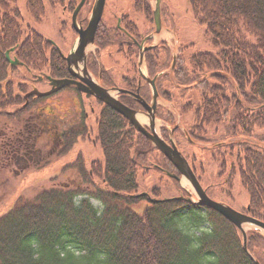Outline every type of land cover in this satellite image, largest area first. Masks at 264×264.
Segmentation results:
<instances>
[{"label":"trees","instance_id":"1","mask_svg":"<svg viewBox=\"0 0 264 264\" xmlns=\"http://www.w3.org/2000/svg\"><path fill=\"white\" fill-rule=\"evenodd\" d=\"M47 1L51 5L65 2L67 10L72 11L79 0ZM142 1L135 0L134 7L149 17L150 7L148 3L143 6ZM25 3L30 15L40 21L43 1ZM187 3L217 50L192 55L186 63L178 58L173 68L163 73L161 70L169 68L171 57L158 63V46L146 50L148 76L159 74L155 79L157 92L172 105L162 119L172 122L173 113L180 117L189 111L181 100L172 99L171 89H206V82L213 77L225 83L232 96L238 89L243 104L256 106L258 110L252 111L254 117L257 115L254 123L264 126V0ZM15 4L16 0H0V113L10 106L13 109L10 121L0 129L15 125L19 113L26 118L33 105L31 101L21 112H15L26 86L14 87L10 81L22 78L26 83L20 70L24 76L26 72L67 75L58 47L33 30H22ZM122 17L129 32L137 31L127 16ZM123 38L126 37L116 24L100 21L94 36L95 49L115 46L120 51L118 44ZM11 48L10 56L21 65L11 66L6 60L4 53ZM163 81H168L166 90L160 88ZM141 92L150 97L149 89ZM96 122L102 160L89 168L99 182L91 180L81 164L79 173L84 186L63 182L39 191L32 199L14 203L0 215V264H254L241 248L240 231L211 209L186 201L159 199L145 205L141 212L136 211L133 206L141 199L135 195L137 174L143 169L141 163L157 161L155 155L151 157L155 147L110 107L103 108ZM241 123L244 135L237 141L228 139L240 132L214 134L212 138H206L204 132L187 135L192 141L211 142L213 149L224 148L228 143L242 147L236 160L237 182L247 193L252 215L264 222V149H257L264 142V133H250L251 118L242 119ZM75 136V132L68 135L64 150L72 147ZM27 137L24 147H30ZM3 154L0 152V158ZM90 198L99 205L95 206ZM246 247L264 264L263 235L248 230Z\"/></svg>","mask_w":264,"mask_h":264},{"label":"flooded vegetation","instance_id":"2","mask_svg":"<svg viewBox=\"0 0 264 264\" xmlns=\"http://www.w3.org/2000/svg\"><path fill=\"white\" fill-rule=\"evenodd\" d=\"M94 0H91V5L90 8L86 4V0L84 1L83 5L79 9L77 16H76V22L79 23L81 26H85L88 20V15L90 13L92 4ZM151 1L152 0H143V6L148 3L150 7V16L147 19L152 22V29L148 30L147 32L141 33L140 31H131L129 32L126 29V20L122 16H120L116 27L121 30V34H123L124 37L122 39V43L118 44L120 51H118V48L115 47V52L116 54H119L120 56H123L124 59L127 61L128 67L132 66V69H135L136 75L135 77L132 76H122L120 81H116L115 77L112 75L111 70H106L103 68L101 65V61L99 60V55L101 54V49L100 51L95 49V53H87L86 56V68L87 71L89 72L91 78L93 81L98 83L99 85L106 87V88H121L129 93H114L112 92L113 96H115L121 103L126 105L127 107L136 110L140 113L144 114V109L141 106L140 103L137 102L133 94H138L145 102L148 104L151 101V95L150 97H146L141 90L150 89L148 82L139 74L138 70V58H139V47L141 46L146 47L153 45L158 46L157 48V62L162 63L163 60L166 61L167 57L170 56L172 60L173 54L170 52V49L168 45L164 42V40H161L158 43H154V37L152 36V33L154 32V22L152 18V6H151ZM135 3V0H134ZM133 3V4H134ZM61 5L62 10H67V4H57ZM88 7L87 8V14L85 16L80 15V11L83 7ZM134 6V5H133ZM75 7V6H74ZM135 8V7H134ZM74 9V8H73ZM72 9V11H73ZM71 11V13H72ZM138 11V10H137ZM160 11V7H159ZM142 12L144 15L145 13ZM126 16V15H124ZM71 18V14H70ZM102 21V18L101 20ZM131 21V20H130ZM100 23V22H99ZM99 25V24H98ZM135 25V24H134ZM98 27V26H97ZM137 29V28H136ZM97 30V29H96ZM74 31V30H73ZM162 32L163 33H168V39L171 40V33L170 31L166 30L165 28L162 27ZM75 33V32H74ZM96 33V32H95ZM76 34V33H75ZM95 36V35H94ZM57 47V46H56ZM152 48V47H151ZM59 49V48H58ZM150 49V48H149ZM182 48L177 47L175 49V62L180 59L181 62L186 63L187 60L189 59L186 58L184 59L182 56H180L179 52ZM104 49H102L103 51ZM161 51L166 52V56L162 57L160 56ZM146 53V50L143 53V63L146 68V74L142 73L148 76V70H147V64H146V59L144 58V54ZM61 54V53H60ZM131 54V56H130ZM191 57V56H190ZM135 59V60H134ZM93 62H95V67ZM171 62V61H170ZM175 64V63H174ZM101 66V67H100ZM67 68V67H66ZM100 68V69H99ZM134 71V70H133ZM167 71V67L161 70V72ZM45 76L46 74H42ZM49 75V74H48ZM41 76L40 74H36L35 77L33 76L31 79L33 81L37 80L36 78ZM51 76V75H50ZM54 77V76H51ZM60 78H71L74 79L73 76H71L68 71L67 75L60 77ZM151 78V77H149ZM119 80V78H117ZM207 83V88H200L198 87H193L194 90L198 92V97L196 99L190 100V99H183L182 104L187 105L188 109L187 111L191 115V119L189 118L186 122V125L184 127V132L186 134H191V133H200L201 135L203 132L205 133V137L207 138H212L214 134L217 136V134H224L225 136H228L232 133H238L237 136L230 137L228 140L230 141H237L241 140L239 137H242L240 135L243 134V129H242V119H249L251 118V123H250V133L252 135H260L262 136L264 133V126L259 127L254 123V118L257 116H253V110H258L256 106L252 107L250 105L243 104L241 98L239 97L238 94V89L236 91V95L232 96L231 93H229V88L226 86L225 83H223L221 80H216L213 79V77L209 78ZM41 83V82H46V78L44 77L40 81H36L35 83ZM37 83V84H38ZM117 83L121 84L122 86H118ZM156 82L154 81V84ZM160 88L162 89H167L168 88V81H163L160 84ZM156 87V86H155ZM50 88V85L48 84L47 90ZM70 90L74 94H76L75 97V103L74 106L70 109L68 112L69 116L68 119L65 120V124L63 126L55 123L53 120H47V117L45 116L44 112H39L35 115V118L28 112L26 115V118L19 113L16 117V124L15 125H6L7 128L5 129H0V152H3V156L0 158V162L3 163H8V165H11L10 167H28L30 163L37 162L40 165L42 162L46 161L50 155L52 154H57L60 155L63 152H68V150H64L66 143H67V137L70 133L75 132L76 133V140L81 139V140H91V142L94 145H99L97 139H96V128H97V122L96 119L99 117L101 111L103 110L105 105L103 102H101L99 99L94 97L93 95H88L86 96L85 92L80 91L79 89L76 88L74 85H70L68 87H64L55 93L45 96V97H35L34 95H29L26 98L24 97V93L21 94V100L22 102L15 107V112H21L25 106L29 102H33V106H36V108H40L43 106H40L39 101L42 99H47L50 98L53 95H56L63 90ZM46 91V90H44ZM150 92V90H149ZM143 94V95H142ZM149 94V93H148ZM159 94V93H158ZM234 94V93H232ZM160 95V94H159ZM127 97L124 98V97ZM160 97V96H159ZM163 102H169L166 100V96L160 97ZM97 103V106H99L98 111L94 117V128L90 124H87V110H86V104H88V110L90 113L91 109H94L93 106L89 105L91 102ZM172 101V100H171ZM173 102V101H172ZM240 106L239 110L237 111L238 107ZM109 107V106H107ZM168 108L166 105L161 104L157 101V104L154 109V117L159 120L160 124L158 125L157 131L155 130V123H153V128L157 132V134L164 139L165 141L168 142V128H170V131L172 130L173 125H169L166 121H164L162 118L166 117ZM8 113V112H7ZM11 113V112H9ZM13 113V112H12ZM37 116V117H36ZM141 118H145V115H140ZM33 117V118H32ZM181 118V116L179 117ZM155 119V120H156ZM60 121L62 119H59ZM147 122L141 121V124L148 130L149 129V118L146 117ZM7 121V120H6ZM8 122V121H7ZM6 122V123H7ZM155 122V121H154ZM131 125V124H130ZM247 125H245L246 128ZM132 127V125H131ZM133 128V127H132ZM192 128V129H191ZM134 129V128H133ZM2 130V131H1ZM43 130H45L47 133V136L50 134L52 135V139L50 142V146L47 149L46 156L43 154V148L41 145L37 143L38 139L41 138L39 137L41 133H43ZM135 130V129H134ZM136 131V130H135ZM181 129L179 128L178 124L177 126L173 129V134L174 136L177 135L180 137ZM137 132V131H136ZM139 133V132H137ZM141 134V133H139ZM142 135V134H141ZM27 137V144L30 145V147H24L25 140L24 137ZM42 136V135H41ZM45 136V135H44ZM143 136V135H142ZM145 137V136H144ZM146 138V137H145ZM147 139V138H146ZM148 140V139H147ZM177 141V140H175ZM31 142V143H30ZM148 142L152 145V143L148 140ZM260 146L257 147L258 150L264 149V142H260ZM177 144V142H176ZM153 146V145H152ZM155 147V146H153ZM100 148V146H99ZM177 148L183 155V157L187 160L192 172L194 173L196 179L198 180L199 184L205 191L208 197L224 202L228 204L230 207L233 209L244 213L246 215H249L251 217H254L251 212V207L248 203V199L246 198V203L244 205H239L234 202V195H233V183H236L237 181V175H236V169H237V158L239 156V152L241 151L242 147L237 146L231 143L226 144L224 148H215L211 152V159L216 162V169L214 171L212 170V173L207 174L206 180L207 182H203L202 176L198 175L195 172L193 162L195 159L194 155H188L186 151H184L182 148L178 147ZM183 150V151H182ZM101 151V148H100ZM102 155V153H101ZM154 155L157 158V161H150L149 163H141V166L143 169L153 167L155 168L154 170H157L161 174H164L168 178L175 180L177 182L178 186L176 187L178 194L175 196L171 197H160V198H154L156 199H168L176 196H182L185 197L186 195H192L194 197V193L190 187L188 189L183 188L181 185V182L176 178V177H181L180 173L177 171V169L172 165L168 159L155 147L154 150ZM162 157L166 160H163ZM102 160L97 159L93 163V159L90 160L92 162H89V165L91 163L95 164V166ZM85 159L81 155V151L77 152L73 158L72 161H70L68 164H70L71 169H76L77 170V176L78 177V182H74V184H80L83 179L79 173V166L82 164ZM84 166V165H83ZM23 168V169H24ZM89 175L90 178L92 177H97L94 175L91 170H89ZM174 175V176H170ZM92 180V179H91ZM202 181V182H201ZM180 184V185H179ZM182 186V187H181ZM215 194V195H214ZM139 201H146L147 204H150L152 202L151 198H149L145 193L141 196V199ZM179 201H184L179 200ZM138 204V203H137ZM136 204V205H137ZM135 205V206H136ZM255 218V217H254Z\"/></svg>","mask_w":264,"mask_h":264},{"label":"rangeland","instance_id":"3","mask_svg":"<svg viewBox=\"0 0 264 264\" xmlns=\"http://www.w3.org/2000/svg\"><path fill=\"white\" fill-rule=\"evenodd\" d=\"M42 1L44 4V15L41 17L40 21H37L27 10L25 0H16L15 5L19 11L21 28L23 31L33 30L42 35L44 38L52 41L63 55H66L76 38V34L71 27V11L66 9L62 10L61 5H51L47 0ZM86 1V4L90 8L91 0ZM133 3L134 0H105L102 22L107 25H117L120 16L126 15L141 33L151 30L153 27L152 22H150L147 19L148 17L142 12L137 11L134 8ZM153 5L154 0L151 1L152 9ZM88 7H83L80 11V15L85 16L88 13ZM159 7L161 27L170 31L171 36L169 37H171V40L168 39V33L160 31L158 34L152 33L154 43L164 40L173 55L175 54V49H177V47L182 48L179 54L184 59L195 54L203 52L213 53L217 50V46L212 43L211 36L207 33L205 26L199 24L193 18L187 0H160ZM93 50H95L94 47H89L88 53H92ZM114 50L115 46H108L104 48L103 51L101 50L99 60L101 61L103 68L111 70L116 81H120L122 76H135V69H132V66L128 67L127 61L125 60L126 58L124 59L123 56L116 54ZM166 54V52L161 51V58L166 56ZM141 69L143 73L146 74L144 63L141 65ZM19 73L21 76L25 77L26 83L23 82L22 78H12L13 80L10 82L13 83L14 87L25 85V92L30 91L33 87L41 92L47 90L48 83H35V81L31 79L33 77L32 73L26 72V76H24L23 70H20ZM117 78H119V80ZM117 85L122 86L119 83H117ZM171 93L174 101H183V99L193 100L198 97V92L191 89L182 90L174 87L171 89ZM179 94H182V96H178ZM75 97L76 94L70 90H63L50 98L39 101V104H41L40 106H43L41 107V110L40 108L38 109L36 106H33L29 109V112L34 118L37 111L44 112L47 120H53L59 125H62L63 123L64 126L65 120H67L69 116L68 112L74 106ZM158 102L166 105V107L171 110L172 107L168 102L165 103L162 100H158ZM89 105L93 106L94 109H91L93 112L90 113L88 110V104H86L88 114L87 124H90L94 128V117L99 106L93 101ZM3 112L5 113H0V128H2L7 121H10L9 114H12L13 109L10 106ZM40 115L37 113V116ZM190 117L191 115L189 112L182 114L181 118L178 117V126L181 129L180 137L172 135L170 128L167 127L168 139L171 138L173 141L177 140L175 143L177 142L178 147L186 151L188 155L195 156L193 162L195 172L202 176L203 182L206 183L207 174L212 173V170L214 171V169H216V162L211 159L213 147L211 142H206L204 140L192 141L191 139H188V135L184 132V127ZM59 119L62 120L60 121ZM142 119L143 122H147L146 117ZM173 121L174 123L176 122L175 118ZM173 121L167 123L173 125ZM159 124V120L156 119V131ZM45 132L46 131L43 130V133H41L42 136H39L41 138L38 139L37 143L42 146L43 154L46 156V148L50 146L52 135L49 134L47 136V133ZM79 151H81V155L85 159L83 165L86 171L91 169L89 168V162H92L90 160L93 159V163H96L95 161L97 159L100 160L102 157L99 145H94L91 140L78 139L68 152H63L60 155L52 154L50 155L51 157L46 159V161L42 162L40 165H38L39 163L37 162H33L30 163L28 167L20 168L10 167L11 165H8V163L0 162V215L5 213L18 200L32 199L36 193L43 189L61 186L60 184H64L63 182L67 184L78 182V177L76 178L77 170L71 169L70 164L68 163L73 160L75 154ZM151 153V157H154V151ZM154 169L155 168L153 167H149V169L145 168L139 170L137 174L138 188L136 194L145 193L151 199L177 195V182ZM91 179L94 182H99L97 177H92ZM80 184H82V186L85 185L83 181ZM181 185L185 189H188L189 187L186 183H181ZM233 195L236 204L244 205L246 203L247 193L239 186L237 181L236 183H233ZM185 197H188V195ZM90 201L95 206L99 205L98 201L93 198H90ZM146 204V201H139L138 204L133 207L136 211L141 212Z\"/></svg>","mask_w":264,"mask_h":264},{"label":"water","instance_id":"4","mask_svg":"<svg viewBox=\"0 0 264 264\" xmlns=\"http://www.w3.org/2000/svg\"><path fill=\"white\" fill-rule=\"evenodd\" d=\"M85 0H79V2L74 7L71 13V25L74 32L77 34L69 52L66 55L61 54L66 62V67L68 73L74 77L71 78H52L49 75L39 76L37 77L36 81L42 80L44 77L48 81L50 88L47 91H38L35 87H33L30 91H28L24 97L26 98L29 95H34L35 97H43L50 95L63 87H67L70 85L76 86L77 89L80 91L85 92L86 96L93 95L105 105L112 108L114 111L119 113L121 116L126 118L128 122L132 125V127L143 136H145L153 146H155L167 159L168 161L174 165L177 171L180 173L181 177H176L181 183L185 181V183L192 189L194 193V197L192 195H188V197L176 196L170 198V200H185L189 203L198 204L209 208L219 215H221L224 219L232 223L241 233V248L243 252L250 258V260L254 264H260L248 251L246 247V232L248 229H254L259 232L261 235L264 236V222L241 213L229 205L216 201L208 197L205 191L202 189L201 185L199 184L198 180L196 179L194 173L192 172L187 160L183 157L180 151L177 149L174 141L170 138L167 141L162 139L157 132L153 128V123H155L154 117V109L159 100V95L157 93L154 81L159 74L154 75L152 78L145 76L141 70V63L143 58V52L151 47H139V60H138V70L141 76L148 82L150 91H151V101L148 104L145 102L138 94H133L132 96L135 97L138 103L144 109V114L140 113L136 110H133L123 103H121L115 96H113L112 92L114 93H129L128 91L121 89V88H106L91 78L89 72L86 68V56L88 53V48L93 47V40L94 35L97 29V26L100 22L105 0H94L90 13L88 15V20L86 25L83 27L79 23L76 22V16L83 5ZM159 3L160 0H154V5L152 9V18L154 22V34L159 33L161 30V19H160V11H159ZM12 50L5 51V58L9 62L11 66L21 64L17 59L10 58L9 52ZM175 63V55L172 56V61L170 64L169 69H172ZM145 115L149 118V129L147 130L142 124L141 121L138 119V116ZM177 126V123L173 126V129ZM174 176V175H170ZM137 194V196L142 195ZM152 201H155L152 199Z\"/></svg>","mask_w":264,"mask_h":264},{"label":"bare ground","instance_id":"5","mask_svg":"<svg viewBox=\"0 0 264 264\" xmlns=\"http://www.w3.org/2000/svg\"><path fill=\"white\" fill-rule=\"evenodd\" d=\"M138 119L140 120V121H142L143 119L141 118V116H138ZM183 183H185V181H182Z\"/></svg>","mask_w":264,"mask_h":264}]
</instances>
